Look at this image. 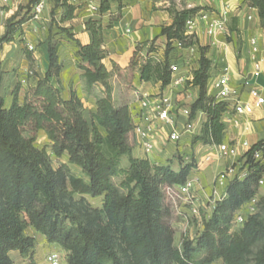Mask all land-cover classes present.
<instances>
[{"label":"trees","instance_id":"16d2710c","mask_svg":"<svg viewBox=\"0 0 264 264\" xmlns=\"http://www.w3.org/2000/svg\"><path fill=\"white\" fill-rule=\"evenodd\" d=\"M38 0H28V8ZM60 7L58 20L51 12V24L70 40L69 28L61 25L74 17L75 7L68 0H53ZM123 0H99L97 13L102 16ZM258 12L264 27V0H245ZM198 9L181 10L174 14L171 26L162 28L167 50L170 41H182L185 24ZM24 19L14 14L7 20L6 32L0 37V47L13 41L21 31ZM101 22L85 23L89 43L77 41L75 66L82 73L84 90L92 94L97 84L103 86L95 96L96 111L84 116L85 108L75 93L64 99L51 80L62 69L57 55L61 42L51 34L46 40L47 70L42 80L30 88L22 104L18 102L19 85L12 91L8 108L0 91V264H13L9 253L17 251L22 258L33 259L36 241L25 231L32 228L47 243L65 252L66 264H247L252 248L259 246L253 264H264V223L249 216L239 230L230 231L235 212L256 196L264 176V165L254 159L256 152L264 154V140L252 145L238 160H243L246 176L233 179L226 187V196L214 203L208 218L202 220V231L195 238H184L180 248L174 246L173 232L163 223L167 213L164 201H173L177 188L186 183L195 168L192 160L173 170L148 159L132 157L127 136L132 130L128 106L117 107L111 97L109 80L119 68L108 72L102 60L106 57ZM51 31V30H50ZM191 39V38H189ZM189 40L184 48L193 45ZM198 68L186 85L198 88V98L190 107V118L204 114L207 122L195 141L220 145L225 124L222 114L228 104L208 95L207 83L212 63L200 47ZM171 63L154 59L140 60L133 55L125 71L139 73L140 81L171 82ZM0 74V86L1 77ZM44 132L51 154L68 157L86 177L76 176L68 165L54 169L46 150L34 143L38 132ZM128 158V166L120 169L119 159ZM121 176L120 187L112 183ZM74 196L80 197L77 203ZM101 199L100 208L84 204L85 198Z\"/></svg>","mask_w":264,"mask_h":264},{"label":"crops","instance_id":"0c3cea01","mask_svg":"<svg viewBox=\"0 0 264 264\" xmlns=\"http://www.w3.org/2000/svg\"><path fill=\"white\" fill-rule=\"evenodd\" d=\"M25 1L17 0L16 3L10 2L7 5L0 2V24L14 14L23 15L19 5L24 4ZM178 2L180 8H199V11L193 18L192 34L188 36L193 39V45L184 48L179 41H170L171 55L164 54L167 40L161 35L162 28L169 27L173 23L167 0H123L120 10L116 3H112L110 11L102 16L97 11H93V8L98 6L99 0H68V3L76 8L74 17L61 26L70 29L75 41L86 45L90 39L88 32L85 31V23L90 19L101 22L105 28L102 39L106 53L102 64L108 72L112 71L114 65L120 71H125L135 53L137 58L143 57L144 60L151 58L161 63L168 59L171 66H177L178 71L171 74V82L165 87H161L160 83L142 82L139 73L134 72L135 81L132 84L134 91L128 105L130 114L137 111L138 96L152 95L157 92L168 96L173 107H191L198 98V88L186 84L192 80V72L198 68L200 47L205 48V57L212 63L211 77L207 83L208 95L213 96L212 83L220 76L224 67L228 68L229 84L235 95L226 102L228 107L221 117L225 124L221 144L235 147L238 153L236 157L222 156L217 152L216 145L194 140V137L200 134L202 126L208 121L207 117L200 113L192 120L195 126L192 134L182 133L176 144L167 142L166 136L171 128L165 127L157 137L154 156L151 159L137 158L148 159L150 162H158L161 165L170 164V166L174 157H179L183 162L190 159L196 161L198 167L190 173L187 180L193 183L191 189L193 200H196L197 207H200V202H202L201 205H203V200L207 203L212 193L215 197L226 194V187L234 179L233 174L237 173V168L235 167L233 174L227 175L222 185L215 184L216 177L229 166L234 165L249 147L264 140V106L254 110L250 115H237L234 112V105L237 102L249 100L251 89H258L264 96V27L261 25L257 10L251 8L245 0H178ZM52 11L55 18L62 14L60 7H54L53 0H47L38 19L29 20L23 25L22 29L25 34L20 40H25L27 44L35 46L42 36L41 30L51 20ZM213 20L223 21V29L214 36L208 37L206 28ZM74 40H67L66 46L69 50L64 49V52L59 54L62 69L58 78L52 79L51 82L60 90L64 99H69L71 93H75L87 112L95 113V95L88 94L84 90L82 73L75 66L77 47ZM45 45L46 43L42 45L40 51L43 52L44 58H40L39 49L33 53L36 59L34 82L25 77V67L21 63V46L14 43L12 50L11 45H4L1 50V71L3 76H7L10 80L8 92L19 85L18 102L20 104L24 101L26 89L32 88L38 80H42L47 70ZM151 47L155 51H152ZM256 62L260 66L258 74L255 72ZM180 78L182 82L176 85L174 82ZM115 80L116 75L113 74L109 82L112 95ZM94 89L98 91V94L103 90L100 84H97ZM11 102V93H7L4 97V105L9 106ZM183 123L184 120L180 117L176 128L181 130ZM245 144L247 146H244ZM62 163L68 165L71 171H75L78 177H84L79 169L68 164L67 156H64ZM193 200L186 206L193 209L195 206ZM26 233L36 238L34 231L28 230ZM53 249L55 251L60 248ZM9 257L13 264H25V259L17 251L10 252Z\"/></svg>","mask_w":264,"mask_h":264},{"label":"rangeland","instance_id":"374dc122","mask_svg":"<svg viewBox=\"0 0 264 264\" xmlns=\"http://www.w3.org/2000/svg\"><path fill=\"white\" fill-rule=\"evenodd\" d=\"M167 1L169 3V12L173 18H174V14L176 12H179V11L184 10V9H186V10H193V9L197 10L198 9V11H199V8H184V7L180 8V6H178V5H180L178 0H167ZM27 5H28V0H26L24 4L19 5L20 11H21V13H23V15H20L19 17L24 19V24L29 20H34L33 15L31 14V7L28 8ZM23 10H25V12H23ZM1 11H3V10H1ZM197 12L195 13V15L197 14ZM195 15L193 16V18L195 17ZM55 19L58 20L59 17H57ZM50 24H51V20L48 24H45L44 28L41 30L42 36L40 37V39L38 40V43L35 46L27 44L25 40H20L21 36H23L25 34L23 32V29H22L23 25L21 27V31L17 32L13 36L14 39L12 42L7 43V44H5V43L2 44L0 47V74L2 73V71H1L2 70L1 50L4 48V45H11V48H10L11 50H12V47H14V43H17L18 46H21V50H20L21 58H22L21 63H23L24 67H25L26 79L30 80L31 82H34L36 79V71H35L36 70V68H35L36 67V59L33 57V53L37 52L38 51L37 49H39V53L41 54L40 58L41 59L44 58L43 52H40V51L42 50V45L46 43V40L49 37L50 32L54 36L55 40H58L61 42V46L58 48L57 55L59 56V54L63 53L64 49H65V51H68L69 48H67L66 44H68L67 40H69V39L67 37H65L64 35H61L55 26H52V28H50ZM6 28H7V21L0 24V37L5 34ZM32 33H34L33 30H32ZM185 38L186 39L179 41V44L182 47H183V44H187V42L189 40L193 41L192 38L189 39L190 37H185ZM151 50L155 51L153 49V47H151ZM44 54L46 56L45 60L47 63L46 45H45V49H44ZM164 54L165 55H168V54L171 55L172 50H167V48H166L164 50ZM144 57H146V55H144ZM139 58H140V60H144L143 57H139ZM59 62H60V59H59ZM113 74L116 75V80H115L116 84L114 85L115 89L113 90V95H112V90H111L112 100L117 107L128 106L131 102V99H132L131 98L132 92L134 91V87L132 86V84L135 81L134 73H131L129 71L117 70ZM1 81L2 82H1V86H0V91H1V94L3 95V97H6L7 93L12 94V91L14 90L15 87L13 88V90L11 92L10 91L8 92V88L10 85L9 78L7 76H2ZM109 82H110V80H109ZM102 88H103V86H102ZM29 89L30 88L26 89L25 95L27 94ZM25 95H24V97H25ZM93 95L99 96L98 91H96L94 89ZM10 104H9V106H10ZM9 106H5V107L8 108ZM84 116L87 120H89V112H87V110H85ZM43 134H45V133H42V132L37 133L34 145L39 149L44 148L46 150L47 154L50 157L52 167L54 169H56L63 164L62 161L64 160V156H62L60 158H56L51 154V151L49 148V141L47 140L46 136ZM127 142H128V145L132 148L131 155L133 157H135V158L145 157V158L151 159L154 156V154L144 155L138 149L133 148L132 141L130 138V134H128V136H127ZM192 160L193 159H190L187 162H183L179 157H174V160L171 163V168L173 170L177 171L180 166H182L186 163H189ZM243 164H244L243 160H237V162L234 165H232V167L233 166L236 167L237 173L241 174V172L244 171ZM127 166H128V158L126 156L121 157L119 159L118 167L120 169H125V168H127ZM197 167H198V164L195 161V168L193 170L197 169ZM73 173L76 176L78 175L75 171ZM83 178H85V180H87L86 177H83ZM122 179L123 178L121 176L113 177L112 178L113 185L117 188L120 187ZM261 180L263 181V184L258 185L259 186L258 191H257L255 198L253 199L252 205L255 209L254 217H256L257 219L261 220L264 223V176L261 178ZM213 186H215V184H213ZM217 199H218V197H215L214 193H212L211 197L208 199L207 203H205V200H203V205H201L202 202H200V207H197V203L195 202L196 200L192 199L194 202V205L196 206V207L194 206L193 209L186 206V204H188L189 202L183 201L180 197H176L173 201H169L168 203L166 201H164V206L166 207L167 213L165 214V216L163 218V223L168 228H170V230L173 232L174 246L176 248H180L182 239H184V238L193 239L196 237V235H198L202 231V220L204 218H208L210 216L212 204ZM74 201L78 203L80 201V197L74 196ZM84 204L90 208H93V209L100 208L101 207V199L100 198L91 199L89 197H86ZM193 210H195V213L193 212ZM28 230L34 231L32 228H27L26 231L28 232ZM237 230H239V228L237 229L236 227H234L233 231H232V227L230 229V231H232V232H235ZM26 231H25V233H26ZM26 234L28 236H30L28 233H26ZM34 239L36 241V246H35V249L33 251L32 263L33 264H47L45 262L46 256L49 255V253H51V251H54L53 248L56 249V248H58V246H56L54 244L47 243L45 238L38 233H36V238H34ZM258 248H259L258 245H256L254 248H252L251 253L248 256L247 264H253V258L255 257V254L257 253ZM55 251L58 252L60 255L64 256V264H66L65 263V252L62 249L61 250L57 249ZM23 259H25V264H30V260H28L26 258H23ZM212 264H224V263L222 260H217V261L213 262Z\"/></svg>","mask_w":264,"mask_h":264},{"label":"built area","instance_id":"2783aa9c","mask_svg":"<svg viewBox=\"0 0 264 264\" xmlns=\"http://www.w3.org/2000/svg\"><path fill=\"white\" fill-rule=\"evenodd\" d=\"M3 5H7L10 2L16 3L17 0H0ZM47 4V0H38L36 4L31 6V14L34 19H38L42 11ZM98 6L93 8V11H97ZM194 27L193 18L188 20L185 24L184 36H191ZM223 29V21L213 20L208 23L206 28V35L208 37L214 36L217 32ZM254 44V43H252ZM171 74L178 71L176 65L170 67ZM260 66L259 63H255V72L259 73ZM182 79H177L174 83L180 84ZM213 96L220 101L228 102L229 99L235 95L234 90L229 84V70L227 67L222 69L220 76H218L212 83ZM264 106V96L260 93L258 89H251L249 92V100L246 102H237L234 105V112L237 115H250L254 110ZM190 107L177 106L173 107L170 98L162 92H157L152 95L141 94L137 98V111L136 113L130 114L131 121V141L132 146L138 149L144 155L153 154L156 149L157 137L165 127L171 128V131L167 134V142L178 143L182 133L190 132L191 134L195 130L193 121L190 118ZM183 118L184 123L181 130H178L177 122L179 118ZM130 134V133H129ZM244 146H247L246 144ZM250 148V147H249ZM248 148V149H249ZM217 152L222 156L236 157L238 155L237 150L233 146H227L224 144L217 146ZM254 159L259 161L264 165V154L256 152ZM209 160V158H207ZM235 167L229 166L223 173L216 177L215 184L222 185L225 178L229 174H233ZM246 176V171L244 170L241 174L234 173L233 177L237 180H243ZM263 181H259V185H262ZM193 183L186 181L182 186L177 187V194L175 197H180L183 201L191 202L193 199V193L191 189ZM226 195L223 194L218 197L217 200H222ZM253 200L240 207L233 216L232 220V231L234 227L237 229L242 227L244 222L249 216L255 214V209L252 205ZM214 203L212 204L211 211L214 208ZM195 213V210H193ZM45 262L47 264H64V256L60 255L58 252L53 251L46 256Z\"/></svg>","mask_w":264,"mask_h":264}]
</instances>
